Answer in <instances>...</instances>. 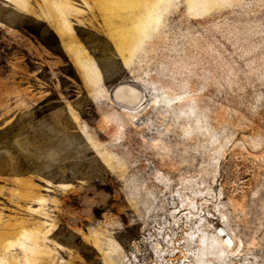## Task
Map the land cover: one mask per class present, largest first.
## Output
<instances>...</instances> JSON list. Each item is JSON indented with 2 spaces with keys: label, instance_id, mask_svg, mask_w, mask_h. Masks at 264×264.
I'll return each mask as SVG.
<instances>
[{
  "label": "rangeland",
  "instance_id": "obj_1",
  "mask_svg": "<svg viewBox=\"0 0 264 264\" xmlns=\"http://www.w3.org/2000/svg\"><path fill=\"white\" fill-rule=\"evenodd\" d=\"M0 264H264V0H0Z\"/></svg>",
  "mask_w": 264,
  "mask_h": 264
}]
</instances>
